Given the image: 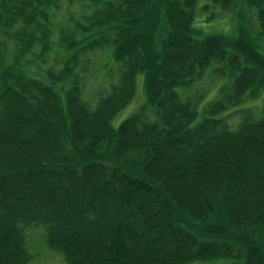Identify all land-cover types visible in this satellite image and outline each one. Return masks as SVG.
<instances>
[{
	"label": "trees",
	"instance_id": "1",
	"mask_svg": "<svg viewBox=\"0 0 264 264\" xmlns=\"http://www.w3.org/2000/svg\"><path fill=\"white\" fill-rule=\"evenodd\" d=\"M197 3L0 0V264H30L37 226L67 264H264V109L246 104L264 89L246 14L264 44V0H207L244 21L235 34L197 27ZM58 43L64 65L31 74ZM104 48L118 76L90 102ZM213 61L226 81L199 109L177 87ZM139 72L146 102L115 128Z\"/></svg>",
	"mask_w": 264,
	"mask_h": 264
},
{
	"label": "rangeland",
	"instance_id": "2",
	"mask_svg": "<svg viewBox=\"0 0 264 264\" xmlns=\"http://www.w3.org/2000/svg\"><path fill=\"white\" fill-rule=\"evenodd\" d=\"M68 3V1H65ZM207 0H198L196 8V19L195 25L201 28L205 33H221V34H235L238 32V24L244 22L238 19L237 14L234 15L231 11H226L220 7V5H210L207 8L204 4ZM78 6V3L73 4ZM71 10L73 6L69 7ZM78 12V11H77ZM231 12V14L229 13ZM67 15L66 7H62L60 12L57 14V20H62ZM246 17L248 23L253 30L254 37L252 40L257 44L258 48L264 53V44H262L255 37L256 31L258 30V21L254 17V13L251 11L247 12ZM234 18V19H233ZM55 19V21H57ZM58 22V21H57ZM264 43V39H261ZM65 54L64 48L60 43L53 44L51 48L45 52L44 60H39L38 64L35 63L30 67V73L40 76L46 72L47 68L52 64H58L61 68L64 65V60L68 57L67 55L61 58V55ZM112 51L110 48L100 49L91 55L89 61V71L87 75L90 76L87 86L85 88V99L90 102H95L97 97L107 89L108 85L113 79H116L119 71V64L114 61L111 56ZM60 56L59 61L55 63L56 58ZM41 57V58H42ZM216 63L213 61L200 75L198 78L193 80L189 85L177 87V91L183 99H186L188 95L199 96L200 104L199 109L209 101L213 100L216 96L220 87L224 84L226 79H217L212 76V68ZM78 71H81V66L77 67ZM219 80H221L219 82ZM202 92V95L200 93ZM146 102V94L144 92V72L137 74V92L131 102L112 120V125L117 128L118 125L124 118L130 114L139 110V108ZM246 104L253 107L255 112L260 116L264 109V89L259 95V98H250L246 101ZM201 116L197 118L199 120ZM237 119L235 116L233 117ZM127 160V161H126ZM140 158L138 155H132L125 159L123 163L127 165H138ZM129 165V166H130ZM29 249L33 254V258L30 264H67L65 258L61 253L50 249L44 244L43 228L37 226L36 228H29ZM190 264H240L238 261L227 258H215L205 262H193Z\"/></svg>",
	"mask_w": 264,
	"mask_h": 264
}]
</instances>
